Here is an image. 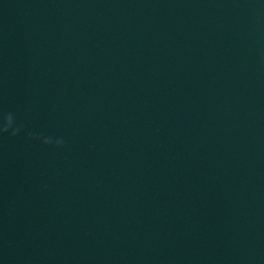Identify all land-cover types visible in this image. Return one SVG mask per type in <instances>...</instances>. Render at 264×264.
<instances>
[{"label": "water", "instance_id": "95a60500", "mask_svg": "<svg viewBox=\"0 0 264 264\" xmlns=\"http://www.w3.org/2000/svg\"><path fill=\"white\" fill-rule=\"evenodd\" d=\"M112 264H264V0H102Z\"/></svg>", "mask_w": 264, "mask_h": 264}]
</instances>
